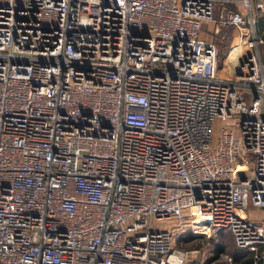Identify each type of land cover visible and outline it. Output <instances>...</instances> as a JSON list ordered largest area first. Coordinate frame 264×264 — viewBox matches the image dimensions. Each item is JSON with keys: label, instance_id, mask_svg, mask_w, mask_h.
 Segmentation results:
<instances>
[{"label": "built area", "instance_id": "1", "mask_svg": "<svg viewBox=\"0 0 264 264\" xmlns=\"http://www.w3.org/2000/svg\"><path fill=\"white\" fill-rule=\"evenodd\" d=\"M260 15L264 0H0V264H184L185 223L264 263L246 215L264 207ZM204 21L238 33L223 63Z\"/></svg>", "mask_w": 264, "mask_h": 264}, {"label": "crops", "instance_id": "2", "mask_svg": "<svg viewBox=\"0 0 264 264\" xmlns=\"http://www.w3.org/2000/svg\"><path fill=\"white\" fill-rule=\"evenodd\" d=\"M219 8L217 9L216 13H214V15L216 16V14L218 13ZM258 28H257V35L260 34L264 36V15H260L259 19H258ZM211 24H215L214 26V32L216 29V23L214 21H204L201 25H202V30H201V34L203 37L210 39L211 36L209 35H205L203 32V28L205 26H207L208 30H211L212 25ZM216 61L217 63H223L224 62V56L222 57L219 52L217 53L216 56ZM246 215L249 218H254L257 220H264V207H254V209L249 210L248 212L246 211ZM210 230L214 235V241H216V249H215V253L209 257H203V256H198L197 258L193 259V256H195L194 254L197 253L198 249H196V247H188V243L189 242H193V240L198 237L195 236L197 233H201L204 232L203 230ZM182 233H179V231L177 230V228L173 229V231L177 232L178 235H180L181 238H183L182 241H180L179 243H181L180 245L183 247L182 248H178L180 250L183 251H187V257L186 260L184 262V264H264L261 261H257L254 262V257H253V252L252 251H247L244 248H240L237 247L234 243V240H232V235L230 234L229 231L224 230V229H217V230H213L210 229L206 226L198 225V224H193V223H185L183 225L182 228ZM178 235H174V245H175V239L176 237H178ZM190 235V236H189ZM187 236V237H186ZM186 244V245H184ZM225 255L230 257V260H227L225 258ZM222 257V259H221Z\"/></svg>", "mask_w": 264, "mask_h": 264}, {"label": "rangeland", "instance_id": "3", "mask_svg": "<svg viewBox=\"0 0 264 264\" xmlns=\"http://www.w3.org/2000/svg\"><path fill=\"white\" fill-rule=\"evenodd\" d=\"M233 6L237 9H239L240 12L244 13H248V10L246 9V7H243L242 4H233ZM213 8H214V13H216L217 9L219 8L218 3L214 2L213 4ZM259 19V16H258ZM256 26L254 29V33L255 36L257 38H262L264 39V36L260 34L257 35V28H258V22H256ZM211 30L207 29V26H205L203 28V32L206 35L211 36L210 39L205 38L202 36L201 31L198 34V39H202L204 41H210L212 45H214V48L216 49L217 53L219 52V54L223 57L225 55V53H227V51L230 48V45L233 43L238 42V33L235 29V27H233L232 25L228 24V25H218V31L214 32V26L215 24H211ZM202 30V29H201ZM253 35V34H252ZM258 48V53L260 56V60L264 66V40L261 43H258L257 45ZM264 72V69H263ZM262 107H261V116H264V94H263V102H262ZM254 209V206L251 205L250 203L248 204V208H247V212L249 210ZM176 224V223H175ZM174 225L173 221H169V222H165L163 226H165L166 228H172V226ZM224 230H228V228H222ZM204 232L201 231V233H197L195 236L196 237L193 242H189L188 243V247H196V249H198L197 253L194 254L195 256H193L194 258H197L198 256H203V257H209L210 255L212 256L216 251V241H214V235H212L213 233L210 230H203ZM190 236V235H189ZM187 237V236H186ZM183 238L180 237V235H178V237H176L175 239V247L176 248H182L183 245L181 246L179 243L180 241H182ZM233 240V238H232ZM186 245V244H184ZM222 259V257H221Z\"/></svg>", "mask_w": 264, "mask_h": 264}, {"label": "bare ground", "instance_id": "4", "mask_svg": "<svg viewBox=\"0 0 264 264\" xmlns=\"http://www.w3.org/2000/svg\"><path fill=\"white\" fill-rule=\"evenodd\" d=\"M249 44H250V40L248 39H245V41H241L240 43H239V45L237 46V48H235V49H232L231 51H230V53H229V60L230 61H233V59H234V57H235V54H236V52H237V50L239 49V48H245L247 45L249 46ZM249 49V48H248Z\"/></svg>", "mask_w": 264, "mask_h": 264}]
</instances>
